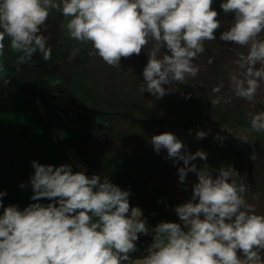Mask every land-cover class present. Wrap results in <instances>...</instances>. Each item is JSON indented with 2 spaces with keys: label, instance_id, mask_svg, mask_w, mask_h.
Returning <instances> with one entry per match:
<instances>
[{
  "label": "clouds",
  "instance_id": "clouds-1",
  "mask_svg": "<svg viewBox=\"0 0 264 264\" xmlns=\"http://www.w3.org/2000/svg\"><path fill=\"white\" fill-rule=\"evenodd\" d=\"M214 0H0V57L7 48L18 65L29 64L34 54L51 59L52 49L42 34L53 11L64 17V36L75 41L69 62L88 47L89 57H99L113 68L122 58L140 55L147 63L140 93L161 99L200 73L196 63L205 42L216 41L222 24ZM223 14L233 19L219 40L235 53L227 71V94L220 82L211 91V106L233 99L255 106L264 88V0H223ZM242 49V51H240ZM214 62L209 57L208 64ZM17 68V71H20ZM0 62V87L10 79ZM191 93L185 99L191 98ZM249 127L226 129L240 142L251 144L253 134L264 133V110L248 112ZM211 129L197 130V140ZM191 134V130L189 132ZM227 137L216 133L221 143ZM155 153L177 166L179 183L187 190L189 173L196 176L191 197L172 209L179 222L161 221L150 227L138 206L130 205L131 190H123L108 177H91L72 165L42 164L33 160L28 183L33 203L23 209L4 206L0 191V264H264V213L257 212L246 195L249 186L231 165L219 169L206 163L202 150L190 152L171 131L151 137ZM256 154L251 155L255 160ZM182 162V166H180ZM217 173L215 176L213 173ZM240 179L238 183L237 180ZM21 183V189L26 188ZM48 200L44 204L40 201ZM253 199H258L254 197ZM168 206L166 205V208ZM151 235L152 242L139 258L137 241Z\"/></svg>",
  "mask_w": 264,
  "mask_h": 264
},
{
  "label": "rangeland",
  "instance_id": "rangeland-1",
  "mask_svg": "<svg viewBox=\"0 0 264 264\" xmlns=\"http://www.w3.org/2000/svg\"><path fill=\"white\" fill-rule=\"evenodd\" d=\"M213 7L218 11L217 8L219 6L214 5ZM64 23V17L60 13L53 11L48 19L46 30L42 29V34L48 38V46L52 49L51 67L55 65L53 66V68H57L58 66L60 68V74L58 76L61 77L59 79L58 76H54V74L53 77H50L53 78L52 81L47 82V75H45L44 84L46 86L47 84L50 85L51 87H53V89H61L64 94L70 92L71 96L73 95V97H75V103L80 108L85 109V106L87 105L91 110L92 108H95L96 110L99 109V111H103L108 114H120L124 116L128 114L129 116L137 118L139 120L146 119L145 125L142 124L138 126L135 123L128 122L127 120L114 121V119L110 120L108 116H105L106 119L94 116L93 119L91 118L90 120L86 121V129H79L81 132H83L84 130H89L90 132H92V135L95 138L110 135L107 133V130L98 127L102 124L119 126L120 132L116 129V134L119 138L124 135V131L126 132V129H128V127L132 131L135 129H139L144 135L148 134L149 136L156 135L160 132H165L167 131L166 128H168L169 126L165 125V123L167 122L164 121V123H160L159 120L161 117H163L164 114H167L168 109L165 107V111H162L161 108L160 110L158 108L164 106V104L165 106H172L174 108L175 106L184 103L186 104L184 108H191L190 113L193 114V116H196V118L198 119L203 118V114H205L206 109L204 104L206 102L204 101V99L207 90V87L204 86L207 81L206 74L208 72V67L200 70V73L197 77L188 81V83L192 84L190 85V87L177 84L175 85L176 91L167 94L165 98L163 97L161 99H156L155 97H152L150 93L145 92L144 94H142L139 91V87L142 83V71L143 67L147 63V52L149 51L150 45L149 48H145L144 51H142V53L138 56L133 55L128 59L122 58L121 68L118 69L111 67L112 73L110 74V76H108L107 70H105L108 68V65L105 64L99 57L88 56L87 52L88 47L90 46L82 47L79 55H77L75 59L69 62L68 57L71 54L72 48H70L69 46L64 47L62 40L59 41L57 38V36H59L60 34L64 35ZM215 43H221V41L219 40V36H217L216 41H211V47H215ZM5 44L6 51L4 58H7L10 57L12 52L7 48V40L5 41ZM71 44L76 46V42H71ZM58 53L60 57L58 56ZM56 55L58 58H56ZM202 57L203 55L201 56V58ZM212 57L214 58V65L216 63L223 62L221 54H212ZM34 58L36 59V61L43 59L42 56L38 53L34 54ZM64 59L67 63V67L65 68H67L68 71H66V69L61 64V60ZM1 60V62H5L3 59ZM83 60L84 62H82ZM198 61L200 65L203 64L202 60L200 61L199 59ZM14 64L18 65L16 62H14ZM63 70H65V72ZM6 76L10 79V83L6 87H0V97L3 96L5 91L10 93L11 95L19 96V90L14 82H12V79L8 75V72H6ZM97 78L99 80H96ZM107 83H109L110 85H108ZM103 89H105V91ZM224 89H227V87H224ZM108 92L110 95H108ZM188 93H191L192 95L191 98H188L186 100L185 96ZM85 97L87 101L84 104ZM35 100L37 101L41 110L44 111L45 107L42 99H40V97H35ZM2 102L6 104L4 98L3 100L0 99V104ZM53 103L57 106L60 105V102H58L57 100H54ZM1 110L2 105L0 106V113L2 116V118H0V191L7 192V195L3 197L4 206L15 204L23 209L30 203L34 202L30 200L32 189L30 183H28L30 176L34 172V169L31 166V162L33 160H36L45 165L52 164L55 166H59L61 163V158H58L59 161L56 158V156L59 154L58 146L55 145L53 151H50L47 144L46 148H41L39 150V156H35L34 159L33 157H31L29 158V160H24L22 155L27 152L28 146H26V149L24 150L25 153H23V150L21 149L23 147V144L13 143V135H10L8 133V124L4 119L6 112ZM164 120H167V118H164ZM170 120L171 121L169 122L176 124L178 122H183L186 119H182V116H171ZM90 122L92 123L90 124ZM74 128L75 130H78L76 127H73V129H71V131L69 132L70 135L74 133ZM49 133L53 138L52 131H49ZM120 133L122 134V136ZM109 139L112 140H109L110 142H113V139H115V135L111 134ZM30 142L33 143V140L30 139ZM106 142V139H102L101 141H93L87 138V136L84 134V137H78L74 140L75 148L70 147L69 150L73 152L80 165H83V167L86 166V169L91 168L94 163L96 165L95 168H97V171L100 172L101 165H103L104 169H102V172L100 173L103 177H109L110 169L108 164L109 162L113 161V159L109 157V153L112 152L113 146L110 147ZM32 147L33 146L29 145V153L31 152ZM75 152L80 153L82 158L79 159ZM38 153L36 152V154ZM114 161H116V163L120 162L121 164L119 166L123 165V160L119 157H117ZM23 163H26L27 166H24ZM6 165L13 167V170H5ZM123 170L124 168L112 169L111 176L109 178L112 179L114 184L120 186L121 189L129 190V183L124 179L125 174L123 173ZM21 183H25L27 185L26 188L21 189L19 187ZM152 200L153 202H155L157 199L153 198ZM40 202L44 204L49 203V201L46 199ZM253 204L256 205L257 212L264 213V207L262 206L264 204H258L257 202ZM2 211L3 209L0 208V214H2ZM154 216H158V214H155ZM143 253L144 250H138L136 254L141 255Z\"/></svg>",
  "mask_w": 264,
  "mask_h": 264
},
{
  "label": "crops",
  "instance_id": "crops-1",
  "mask_svg": "<svg viewBox=\"0 0 264 264\" xmlns=\"http://www.w3.org/2000/svg\"><path fill=\"white\" fill-rule=\"evenodd\" d=\"M222 2L223 0H214L213 3V6H219L217 9L222 24L221 29L216 32V36H220L221 32L227 29L233 19L232 14L228 16L223 14L222 9H220V4ZM57 38L59 41L62 40L64 47H74L71 42L75 41L66 40L63 34H60ZM205 47L208 48H205L206 51L203 57L200 58L203 64L200 65L199 61L196 62L200 65L201 70L208 67V72L206 74L207 81L204 86L207 87V90L204 99L206 102L204 103L206 109L203 118L198 119L196 116H193V114L190 113L191 108H184L186 104L181 103L174 108L172 106H165V104L162 107H158L159 110L161 108L162 111H165V107L168 110L167 114H164L160 120H157H159L160 123H164V121L167 122L165 125L169 127L166 128V130L175 133L177 137L185 143L190 152L202 150L207 153L206 161H201L199 158L194 161L198 167H202L205 163L213 169H219L221 166H233L238 171L239 175L244 178L243 182L249 186V191L246 195L247 200L250 203L257 202L258 204H264V133L253 134L252 143L246 144L240 142L226 130L230 129L235 133L241 128L249 127L247 113L264 110V88L258 92L254 107L239 99H233L230 104H221L212 107L210 100L214 97V94L211 89L220 82L224 83V87H228L227 71L225 69L232 66L231 61L235 58V53L228 50L232 45L230 43L225 44L223 41H221V43H215V47H211V41H207L205 42ZM241 50L242 49H240V51ZM217 53L221 54L223 62L216 63L215 65L213 64L214 62L208 64V58L212 57V54ZM105 70H107L108 76H110L112 73L111 67L108 66ZM107 84L110 85L109 83ZM190 85L192 84L188 82L185 84L187 87H190ZM103 90L105 91V89ZM222 91L224 94H227V89H223ZM67 94L71 95V93ZM108 95H110L109 92ZM171 116H182V119L186 120L174 124L169 122L171 121ZM164 118H167V120H164ZM208 129H211V133L206 138L200 140L195 138L197 130L207 131ZM190 130L191 134H189ZM161 133L163 132L157 133L156 135ZM216 133H220V135L227 138L222 143L218 140L214 141L213 135ZM145 137L147 139L144 140L143 147L138 153V157L137 153L134 154L133 158L132 154L131 157L128 156V151L126 150L123 158V165L119 166L120 164L114 161L110 169L124 168L123 173L125 177H123L125 181L129 183L131 190V196L129 198L130 205L138 206L142 210L143 216L146 215L150 227H155L159 222L166 221L165 215L167 214L173 216V222H179L178 217H174L176 214L172 209L190 199L191 184L197 182V178L194 174L189 173L185 182L188 187L187 190H184V186L179 183L177 166H174L171 160L165 159L167 155L166 151L162 150L159 154L155 153L150 142L151 139H149L151 137L148 134H146ZM23 139H25V141L21 139H15L14 141L13 139V143L23 144L21 148L23 153H25L24 150L26 146H28L27 152L28 149H30L29 145L33 146L30 153L26 152L27 154L25 153L22 155L23 159L29 160L31 157L34 159L35 156H39V149L36 148L33 143L26 140V138ZM51 146L50 144V151ZM36 152L38 154H36ZM253 153L256 154L255 160L251 159ZM135 160L138 163H135ZM23 165L27 166L26 163H23ZM180 166H182V162H180ZM216 174L215 172L213 173L214 176ZM111 182L113 183L112 180ZM237 182H240L239 178ZM254 197H258V199H253ZM153 198L157 200L153 202ZM166 205L168 206L167 208ZM262 206L264 207V205ZM157 213L158 216H154ZM168 219L170 218H167V220Z\"/></svg>",
  "mask_w": 264,
  "mask_h": 264
},
{
  "label": "trees",
  "instance_id": "trees-1",
  "mask_svg": "<svg viewBox=\"0 0 264 264\" xmlns=\"http://www.w3.org/2000/svg\"><path fill=\"white\" fill-rule=\"evenodd\" d=\"M17 55L18 54L12 52L10 57L7 58L0 57V62L2 61L1 59L5 61L4 63L6 65L8 75L10 76V78L12 79V81L19 90V96L11 95L10 93L5 91L3 96L0 97V99L3 100L4 98L6 101V104L2 102L0 106L2 105L1 111L6 112L4 119L7 121L8 124L7 131L10 135H13L12 136L13 139L24 140L23 138H26V140L28 141L32 139L33 144L39 150L41 148H46L47 144L48 146H50L51 144L52 146L50 148L51 151H53L54 146L57 144L56 142H54V139L49 133V131L52 130L50 118L48 116L46 109L42 111L37 101L35 100V97H40V99H42L43 101V97L34 83L32 71L29 64L21 65V66L14 64V62H16ZM58 56L60 57L59 53ZM32 58L38 75L39 82L42 86L46 87L48 90L52 113L57 118L56 121L58 126L62 127V124L59 119L60 117L59 112H61L63 108L61 109L60 105L59 106L55 105L53 101L62 100L64 104L67 105L68 107L71 104L74 107H79V106H77V104L75 103V97H73V95L71 96L72 99L68 98V96H66V94H64L61 91V89H56V88L53 89V87H51L50 85L47 84L46 86L44 84V76L47 75V82H51L53 78L50 77H53L54 74H55L54 76H58L60 74V68L58 66L57 68H53V66H55L53 65V62H52L53 66L51 67V59L48 61H45L43 59L36 61L34 55ZM56 58H58L57 55ZM61 64L65 68L66 60L65 59L61 60ZM17 68H20L21 70L17 71ZM65 69L66 71H68L67 68ZM63 71L65 72V70ZM58 78L60 79L61 77L58 76ZM66 98H68L69 101H71V103H68ZM86 107H85L86 109H90L87 105ZM81 117H82L81 115H78L75 118V122H74L75 125L82 122ZM0 118H2L1 113H0Z\"/></svg>",
  "mask_w": 264,
  "mask_h": 264
},
{
  "label": "flooded vegetation",
  "instance_id": "flooded-vegetation-1",
  "mask_svg": "<svg viewBox=\"0 0 264 264\" xmlns=\"http://www.w3.org/2000/svg\"><path fill=\"white\" fill-rule=\"evenodd\" d=\"M82 62H84V60ZM96 80H99V79L97 78ZM66 96H68V98L72 99L71 95L66 94ZM68 98H66V100L68 101V103H71V101H69ZM57 101L60 102L61 109L63 108V110H61V112H59L60 113L59 119H60V122L62 124V127L58 126V128H59L60 134L62 136V139H63V141L65 143V146H66L67 152L69 154V157L71 158V160L73 161L75 166L80 171L82 169H86L85 168L86 166L83 167V165H80V163H78L77 159L75 158L73 152H71L69 149H70V147L75 148L74 140L77 139L78 137H80V138L84 137V134L87 136V138H89V136H90L89 139H91L93 141L94 140L101 141L102 139H106V141H107L106 143H108L110 147L113 146L112 152L109 153L110 154L109 157L113 159V161L109 162V164H108L109 165V169H110L111 164L114 163V160L117 157H119L120 159L123 160V158L125 156V153H126V150L128 151L127 152L128 156L131 157V154H132V158L134 157L135 153H137V157L139 156L138 153L140 152L141 148L143 147V142H144V140L147 139L145 137V135L139 129L138 130L135 129V130L132 131L128 127V129H126V132L124 131V135L123 136L120 133L121 136H122L120 138L116 134L117 133L116 129L120 132V127L116 126V125H114L116 128L114 126H112V125H107V124H102L101 126L99 125L98 126L99 128L100 127L102 129L104 128V130H107L108 131L107 133L110 134V135H106V136H101L99 138L93 137L92 132H90L89 130H84L83 132H81L79 129L80 128H85L86 129L87 128V124H86L87 122L86 121L90 120L91 118L93 119L94 116L95 117H100V118H103V119H106L105 116H108L110 120L114 119V121L115 120H120V121L127 120L128 122L135 123L138 126H140L142 124L145 125L146 124V119L145 120H139L137 118L129 116L128 114H126L125 116L124 115H120V114H108L106 112L99 111V109L96 110L95 108H93L92 110L91 109L87 110L86 106H85L86 107L85 109L79 108V107H74V106H72V104L68 107L67 105L64 104V102L62 100H57ZM86 101H87V99L85 97L84 104L86 103ZM49 103H50V101H49ZM89 111H91V112H89ZM78 115L82 116L81 117L82 118V122L77 124V125H75L74 124L75 118ZM53 116H54V114H53ZM54 119L56 121L57 118L54 116ZM56 123H57V121H56ZM91 123L92 122H90V124ZM51 125H52V123H51ZM73 127H76L78 130H75V128H74V133L70 135L69 132L71 131V129H73ZM50 131H52V133H53V127H52V130H50ZM111 134L115 135V139H113V142L109 141V140H111V139H109ZM150 137H152V136H150ZM53 139H54V142H56L55 138H54V134H53ZM149 139H151V138H149ZM57 146H58V144H57ZM58 150H59V154L56 156V158H61L60 161H62V156H61V152H60L59 146H58ZM76 155L78 156L79 159L82 158L80 153L77 152ZM73 156H74V158H73ZM135 163H138V162H136V160H135ZM119 164H121V163L119 162ZM60 165H61V163H60ZM95 166L96 165L93 163V166L91 168H87L85 173L98 174V175L101 176L102 179L105 178L100 173V172H102V169H104V166L101 165L100 172L97 171L98 169L95 168ZM5 170H8V171L11 170L12 171L13 167H10V166L6 165ZM110 176H111V169H110ZM109 179H111V178H109ZM161 216H162V214H161ZM144 217L146 218V215H144ZM174 217H177V216L175 215ZM165 218H166V221H170V222L174 221L172 215H168L167 214V215H165ZM167 218H170V219L167 220ZM151 242H152L151 235H147V236L142 235L140 237V239L137 241L138 250L139 251L140 250L143 251ZM136 253L132 254L133 259L139 258L140 256L143 255V254L140 255V254H136Z\"/></svg>",
  "mask_w": 264,
  "mask_h": 264
},
{
  "label": "water",
  "instance_id": "water-1",
  "mask_svg": "<svg viewBox=\"0 0 264 264\" xmlns=\"http://www.w3.org/2000/svg\"><path fill=\"white\" fill-rule=\"evenodd\" d=\"M29 66H30L31 71H32L34 83H35L37 89L40 91V93H41V95L43 97L45 109H46V111H47V113L49 115V118L51 120V123H52L54 138H55L56 143L59 146V149H60V152H61V156H62L61 164H70V165H72V169H73L74 172L80 171L75 166V164L73 163L71 158L69 157V154L67 152L65 143H64V141L62 139V136H61L59 128H58V125H57V123H56V121L54 119V116H53V113H52V110H51V107H50L48 90H47L46 87L42 86L40 84V82H39L38 75H37V72H36V69H35V65H34V62H33V58H32L31 61H29ZM85 174L88 175L89 177H91L93 175V173H85Z\"/></svg>",
  "mask_w": 264,
  "mask_h": 264
}]
</instances>
